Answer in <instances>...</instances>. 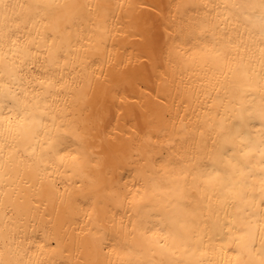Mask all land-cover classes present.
I'll use <instances>...</instances> for the list:
<instances>
[{"label": "bare ground", "instance_id": "obj_1", "mask_svg": "<svg viewBox=\"0 0 264 264\" xmlns=\"http://www.w3.org/2000/svg\"><path fill=\"white\" fill-rule=\"evenodd\" d=\"M231 2L0 3V33L19 25L22 38L13 39L21 49L32 41L30 48L39 52L30 78L40 77L48 47L70 46L68 64L59 74L64 87L52 89L44 103L52 107L57 123L80 136V143L67 139L64 146L83 162L81 170L70 171L49 153L48 164H40L27 152L34 145L41 153V143L22 139L0 152V248H19L13 258L34 264H129L136 259L157 264L166 258L157 237L144 245L132 237L126 189L138 172L169 181L183 176L181 167L194 171L210 155L221 117L227 127L241 106L260 103L264 36L234 11L227 22L218 18L229 16L225 6ZM204 19L206 31L192 25L196 38L179 33L182 21ZM53 26L60 32L51 41ZM21 49L4 48L0 67L13 60L19 64ZM249 86L253 91L244 95ZM33 91L40 89L29 90L27 105ZM251 127L258 128L259 122ZM46 166L48 173L41 171ZM187 179L185 194L194 200L198 193L191 187V171ZM164 243L170 252L179 249L171 238ZM220 246L217 233L208 250ZM208 258L218 257L214 252Z\"/></svg>", "mask_w": 264, "mask_h": 264}, {"label": "snow or ice", "instance_id": "obj_2", "mask_svg": "<svg viewBox=\"0 0 264 264\" xmlns=\"http://www.w3.org/2000/svg\"><path fill=\"white\" fill-rule=\"evenodd\" d=\"M53 6L60 5H46ZM225 10L229 11V16L221 13L218 18L227 22L234 11L239 18L258 27L261 36H264V0H232ZM206 22V19L185 20L177 27L181 35L196 38L198 33L192 25L206 31L201 27ZM18 30L19 25L7 34L0 33V41L6 36L9 44H15L17 40L13 37L22 38ZM48 31L51 33L50 40L54 41L60 29L53 26ZM31 44L32 41L24 44V58L20 64L11 63L0 67V152L5 147H11L12 141L17 139L30 143L38 141L46 145V150L38 154L32 145V151L27 152L30 158L47 165L48 154L51 153V158L70 171L81 170L83 162L79 154L64 146L67 139L80 143V136L66 131L63 123H57L56 115H50L43 109H31L24 99L37 84L45 89V97L51 94L57 84L64 87L63 77L59 74L68 64L70 46L48 47L47 62L40 72L43 78L33 81L30 79L31 65L36 62L39 52L34 53ZM36 47L38 49L40 45ZM261 53L264 55V48ZM37 66L41 67L39 63ZM25 68L29 71L25 72ZM252 91L250 86L245 87L243 94L250 95ZM253 121L259 122L258 128L252 129ZM227 125L225 118L221 117L216 124L218 139L211 141L214 147L210 149V155L206 162L197 164L194 171L181 167L183 176L169 181L161 179L158 174L138 172L136 182L126 189L129 225L132 231L140 233L142 245L148 243L150 237H157L155 243L166 257L159 264H264V85H261L260 103L241 106ZM202 143L207 146V141ZM41 171L48 173L49 169L46 166ZM189 171L192 172L191 187L198 193L194 200H189L183 187L188 184ZM165 184H171V190L176 193V203L172 208L148 198L162 191ZM133 196L139 197L141 202L133 204ZM202 212L210 215L202 216ZM198 215L199 222L191 219ZM161 233L165 234L164 241L171 238L173 248L179 246L186 252L199 255L176 257L159 239ZM217 233L221 238V246L213 251L218 258L210 260L204 253L208 250L209 241ZM257 240L259 247H256ZM129 264L153 262L136 259L134 262L129 261Z\"/></svg>", "mask_w": 264, "mask_h": 264}, {"label": "clouds", "instance_id": "obj_3", "mask_svg": "<svg viewBox=\"0 0 264 264\" xmlns=\"http://www.w3.org/2000/svg\"><path fill=\"white\" fill-rule=\"evenodd\" d=\"M4 48H12V49H21V46L19 44H17V42L15 44H9V42L7 41V39H4L2 43H0V53H3V49ZM22 51V49H21ZM6 53L0 54V61H3L5 59ZM15 59H20L19 56H17ZM23 59L20 60V63L22 62ZM12 63H15V60L12 61ZM19 63V64H20ZM17 64V63H15ZM40 77H32L30 79H32L33 81L38 80ZM47 84V81H45V85ZM34 86H38L39 85H34ZM59 86L61 87V85H56L55 88ZM39 93L37 94L36 92L33 91L32 93V103L29 105V107L33 110L35 109H43L47 112H49L50 115H52L53 109L52 107H50L49 105L45 104L44 101L48 98L45 97V89L40 88ZM46 150V145L41 144V152ZM136 181H134L135 183ZM131 188V187H130ZM132 191H135L134 189H131ZM149 199H154L160 203H163L164 205H166L169 208H172L175 203H176V193L175 191L171 190V186L169 184H165L163 186L162 191L156 193L154 196H150L148 197ZM215 198V197H214ZM141 200L139 197H135L133 196L132 198V203L133 204H138L140 203ZM223 212L221 210V216H222ZM200 215L202 216H209L210 214L207 212H202ZM200 215L193 217L191 219L199 222L200 221ZM214 218V217H213ZM132 234V237L135 239H140L141 236L137 235L139 232H135V231H131L130 232ZM140 234V233H139ZM19 252V248L13 247V248H0V264H34L33 261L31 260H25V259H21L19 256H16V258H13L12 254L18 253ZM174 255L178 258H183L187 255H199V253H192V252H186L185 249L179 247L178 250H173ZM11 253V254H10ZM214 251H209L207 250L204 255L209 256V255H213ZM157 264H159V262H157Z\"/></svg>", "mask_w": 264, "mask_h": 264}]
</instances>
